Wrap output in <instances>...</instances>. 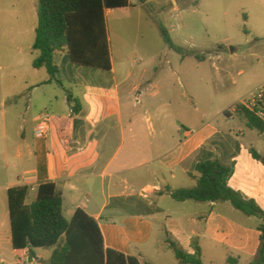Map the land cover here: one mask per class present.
Instances as JSON below:
<instances>
[{
    "label": "crops",
    "instance_id": "obj_1",
    "mask_svg": "<svg viewBox=\"0 0 264 264\" xmlns=\"http://www.w3.org/2000/svg\"><path fill=\"white\" fill-rule=\"evenodd\" d=\"M113 12L105 11L112 70H81L83 66L73 64L65 49L53 57L59 68L56 80L50 82L49 76L29 87L28 110L36 108L39 99L42 104L37 114L26 113L11 155L4 151L7 174L0 180V264H7L5 251L10 248L17 260L26 253L12 247L8 190L29 187L27 204H32L39 186L46 182L62 190L65 218L66 210L70 212L67 220L78 209L84 210L98 221L105 248L137 257L142 264L149 247L158 253L173 252L168 241L194 254V240L203 264H218V260L229 264V259L251 264L261 235V224L258 232L247 224V218L254 216L245 215L229 201L179 202L171 191L194 187L196 165L218 159L226 165L234 163L229 186L264 211V165L250 152L256 148L245 142L241 132L215 123L192 129L174 119L170 130L158 111L154 119L144 117L145 107L139 110L141 102L133 101V96L138 98L142 94L138 90L147 91L145 84L154 82H146L143 75L131 81L133 71L118 79L109 30ZM23 51L19 49L20 54ZM55 83L61 88H55ZM68 96L78 101V111ZM227 111L230 119L239 118L234 108ZM42 112L51 117L50 132L46 138H37ZM181 114L186 117V111ZM240 217L246 219L244 225ZM155 238L158 242L153 246Z\"/></svg>",
    "mask_w": 264,
    "mask_h": 264
},
{
    "label": "rangeland",
    "instance_id": "obj_2",
    "mask_svg": "<svg viewBox=\"0 0 264 264\" xmlns=\"http://www.w3.org/2000/svg\"><path fill=\"white\" fill-rule=\"evenodd\" d=\"M131 2L133 5L128 8L114 10L109 30L118 79L133 71L135 77L131 81L143 75L146 82H154L151 86L145 84L147 91L138 90L142 93L138 98L136 94L133 96V101L141 102L139 110L145 107L144 117L154 119L158 111L170 130L174 119L192 129L203 123H215L241 132L245 142L264 156L262 135L248 129L244 117L238 115L241 121L225 115L240 101L248 103L254 95L264 92V0ZM38 6V0H0V180L7 174L4 151L11 155L26 113L37 114V107L41 109L39 99L38 106L28 110L29 87L50 76L45 68L33 67L36 56L32 48L36 37L33 29L38 24ZM161 24L182 53L166 44ZM197 55L205 59L200 60ZM54 86L60 89L62 85ZM183 110L185 118L179 115ZM27 126L31 129L32 125ZM69 217L67 209L66 218ZM244 220L239 218L241 225ZM247 220L251 229L258 232L262 221L257 217ZM157 242L155 238L153 246ZM52 253L36 250V257L42 258L33 264H49ZM5 254L7 264H19L12 248ZM144 261L178 264L172 251L158 253L152 247L147 248ZM218 264L225 262L218 260Z\"/></svg>",
    "mask_w": 264,
    "mask_h": 264
},
{
    "label": "trees",
    "instance_id": "obj_3",
    "mask_svg": "<svg viewBox=\"0 0 264 264\" xmlns=\"http://www.w3.org/2000/svg\"><path fill=\"white\" fill-rule=\"evenodd\" d=\"M142 4L149 0H138ZM38 25L33 51L35 69L45 68L56 80L59 68L54 65V55L67 50L73 64L110 71L113 68L106 10H117L131 6L130 0H38ZM166 44L177 52L178 47L167 28L161 24ZM186 53L185 55H190ZM197 58L204 60L205 57ZM74 110L78 111V101ZM230 111H225L229 116ZM234 113L244 117L248 128L264 137V100L254 109L244 103L234 108ZM252 156L264 165L256 149L250 148ZM195 171L197 183L192 188L171 191V197L179 202H225L247 216L259 218L260 246L251 264H264V211L258 204L229 186L234 173V163L226 165L218 159L200 161ZM29 187L17 186L8 190L12 247L26 251L30 260L36 259V250H52L49 264H142L137 257L105 248L98 221L78 209L69 221L63 212V192L56 183L46 182L39 186L36 200L27 204ZM180 264H203L201 249L193 241L194 254L187 253L177 242L168 241ZM229 264L236 261L229 259Z\"/></svg>",
    "mask_w": 264,
    "mask_h": 264
},
{
    "label": "built area",
    "instance_id": "obj_4",
    "mask_svg": "<svg viewBox=\"0 0 264 264\" xmlns=\"http://www.w3.org/2000/svg\"><path fill=\"white\" fill-rule=\"evenodd\" d=\"M264 100V92H260L254 95L248 103H245L249 109H254L258 106L260 101ZM51 117L47 112L40 114L39 122L35 130V136L37 138H46L50 132ZM36 260H30L28 252H26L20 259L19 264H33Z\"/></svg>",
    "mask_w": 264,
    "mask_h": 264
}]
</instances>
